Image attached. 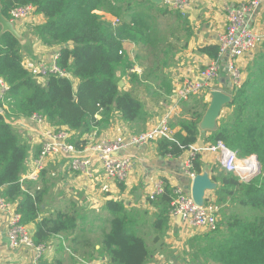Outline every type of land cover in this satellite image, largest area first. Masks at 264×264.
I'll return each mask as SVG.
<instances>
[{"label":"trees","instance_id":"obj_1","mask_svg":"<svg viewBox=\"0 0 264 264\" xmlns=\"http://www.w3.org/2000/svg\"><path fill=\"white\" fill-rule=\"evenodd\" d=\"M1 3L3 15L8 19L11 10L17 7H36L45 22L32 26L33 36L47 46H60L56 64L70 73V77L51 73L42 80L32 76L22 65L28 45H23L10 32H3L0 25V77L9 85L0 97L4 109L0 112V187L8 201L17 203L22 223L35 222L33 243L48 245L53 236L74 231L77 218L60 211L38 221L45 189L33 192L28 182L23 189L19 180L27 166L29 144L11 121L37 113L52 127H67L78 135L107 123L113 111L125 121L144 123L149 116L144 103L133 91H125L119 85V69L132 81L146 76L145 69L142 75L130 71L135 62L126 45L141 44L146 47L150 62L165 66L173 45L149 22L158 17L157 13L177 14L180 19L184 15L157 7L150 0H1ZM98 11L111 14L118 21L108 20ZM203 50L215 58L218 56L216 46ZM74 78L79 79L77 85ZM230 93L232 102L227 107L231 111L220 118L216 130L207 131L206 140L222 141L240 157L256 153L264 166V50L250 61L241 87L230 89ZM197 114L181 121L185 135L175 141L161 140L168 153L180 156L197 143L199 124L205 113ZM85 143L75 142L78 148H83ZM193 170L196 174L203 172L199 154L193 161ZM212 178L220 183L215 190L219 203L237 199L243 207L264 209V169L249 182H241L237 175L224 171L213 173ZM173 196L174 188L166 187L160 197L166 205L165 214L157 217L155 227L162 233L167 227ZM105 207L111 216L110 229L102 237L99 254L105 255L109 264H146L151 249L145 237L131 225L134 216L117 200L107 201ZM242 217L230 220L225 232L211 236L217 229L196 239V251L218 264H264V213L254 219Z\"/></svg>","mask_w":264,"mask_h":264},{"label":"crops","instance_id":"obj_2","mask_svg":"<svg viewBox=\"0 0 264 264\" xmlns=\"http://www.w3.org/2000/svg\"><path fill=\"white\" fill-rule=\"evenodd\" d=\"M250 1L187 0L189 8L182 19L176 17L177 14L165 15L171 30L168 42L173 45V51L168 55L166 65H160V62L153 64L150 61L142 63L143 68L140 67L142 70L140 74L142 75L145 69L146 76L139 81L129 80V77L124 75L121 69L117 72V76L124 80L122 88L125 91H133L144 103L149 114L147 120L142 124L128 122L117 111H113L107 123L94 127L90 133L78 135L72 131L71 142L75 144L80 140L86 141L84 147L91 141H101L122 134L130 135L151 129L155 125L154 123L174 106L176 103L174 95L186 82L203 81L201 69L211 58H215L203 49L210 46L218 48V36L226 29L228 11ZM147 5L150 6V4ZM155 5L178 12L169 9L164 3ZM100 14H103L108 20L114 18L108 13L101 12ZM44 22L45 17L41 13H36L28 19L17 21L16 27L22 35L24 41L22 44L28 45L26 48L28 50L24 51V57L52 64L53 59L59 53L60 46L42 44L31 33L33 25H41ZM171 23L173 24L171 25ZM246 23L257 31L264 29V0L254 12L248 13ZM165 25L167 27V24ZM170 37H174V39ZM126 46L128 50L132 49L136 56L143 49L141 44L133 42H128ZM260 49L263 47L259 48L256 53ZM129 53L132 54L130 51ZM255 54L249 59L239 60L244 74ZM136 56L135 60L131 59L133 62L136 61ZM136 65L135 62L134 66ZM159 68L160 70L154 73V70ZM164 77L165 81L162 80ZM222 77L226 83H223L222 80L216 81L213 86L229 93L228 85L231 81L225 68ZM73 81L75 85L79 83L77 78H74ZM212 89V85L208 82L198 95H193L175 107L171 120V129L175 140L179 139L180 135H185L181 121L194 117L195 112L201 115L202 112H205L211 100ZM230 111L231 108L226 112ZM97 118H101V115H97ZM11 122L29 144L28 159L31 157L33 161L44 140L39 123L30 117L15 118ZM53 128L57 127L51 129ZM208 133H202L200 128L199 140L193 147L208 145L206 140ZM161 140L167 139L159 138L145 145L131 146L115 154L119 158L129 157L131 159V168L125 181L112 180L107 177L96 155H89L92 164L87 167V174L70 167L72 156L68 154L60 153L50 156L40 179L27 183L33 187V192L41 188L45 189L42 211L38 221L44 217L56 216L58 212L64 211L76 216L77 227L74 231L53 236L48 246L38 256L37 251L32 248L10 246L7 237L10 214L0 212V264H80V260L94 261L96 264H109L107 257L99 254L102 237L108 230L105 219L107 216L111 217L105 207L109 200L122 202L127 212L134 216L131 225H134L135 230L145 237L151 249V257L146 264H207L203 261L195 263L193 256L197 255V251L192 246L196 239L209 234L205 228L183 221L180 215H172L171 210L170 214L167 213L169 220L165 231L162 233L155 227L157 217L160 214L159 218L164 216L163 210L166 206L161 203V195L151 197L155 187L163 183L165 189L166 187H180L189 193L192 182L185 166L186 157L191 151L188 150L176 157L161 146ZM199 155L202 168L213 170L210 171L211 177L213 173L218 175L223 172L219 167L217 154L202 151ZM27 168L28 165L25 170ZM217 183L219 187L220 183ZM207 195L216 200L218 198L214 191L207 192ZM14 203L17 208V203ZM229 203H231L230 199L223 205L226 206V209L231 210ZM78 219H81L84 224L80 229ZM25 225L30 232H34L35 222ZM193 239L195 240L193 241Z\"/></svg>","mask_w":264,"mask_h":264},{"label":"built area","instance_id":"obj_3","mask_svg":"<svg viewBox=\"0 0 264 264\" xmlns=\"http://www.w3.org/2000/svg\"><path fill=\"white\" fill-rule=\"evenodd\" d=\"M262 0H251L247 4L228 11L226 29L218 36V56L211 58L201 69L203 81L186 82L177 94L174 95L176 103L167 111L155 125L145 131L130 135H119L111 139L88 142L83 148H77L71 142L72 130L67 127L52 128V125L40 114H33L30 118L41 127L44 140L41 142L40 150L32 161L30 157L27 161L28 168L21 174L20 183L26 189L28 181L39 180L42 171L46 168L47 160L53 154L65 153L72 156L70 167L74 170L88 173L91 159L89 155H96L102 170L112 180L125 181L128 171L131 168L129 157L119 158L115 154L131 146L145 145L159 138L175 141L171 129V120L175 107L182 101H187L193 95H198L209 82L213 89L216 81H220L224 68H227L230 88H240L245 80L239 60L249 59L259 48L264 47V29L255 30L248 26L246 17L248 13L254 12L259 7ZM166 7L186 15L189 8L187 0H163ZM36 7L32 5L21 6L11 10V20L16 22L28 19L36 14ZM113 21H118L113 18ZM51 63L37 61L32 58L24 57L23 67L34 77L44 79L49 74H58L60 77H70V73L61 70L56 64V58ZM130 71L140 74L141 69L133 66ZM246 71V70H245ZM9 89L8 83L0 77V97ZM212 89V90H213ZM0 112H4L0 106ZM191 153L186 157L185 166L191 179L196 175L193 170V161L197 154L208 151L218 155L219 167L226 173L237 175L241 182L252 180L260 168L258 158L253 154L248 157H240L235 150L229 148L224 142L217 141L202 147H193ZM250 162V163H249ZM165 192L163 183L158 184L151 197H158ZM223 204L209 196L203 206L195 203L192 196L180 187H174V196L171 202V214L180 215L183 221H188L195 226L205 228L209 233L218 229L221 210ZM0 212L10 214L8 223L7 237L11 247L26 246L37 251L40 256L48 245H35L32 240V232L22 223L21 215L18 213L15 203L8 201L0 187ZM80 264H96L94 261L80 260Z\"/></svg>","mask_w":264,"mask_h":264},{"label":"water","instance_id":"obj_4","mask_svg":"<svg viewBox=\"0 0 264 264\" xmlns=\"http://www.w3.org/2000/svg\"><path fill=\"white\" fill-rule=\"evenodd\" d=\"M150 1L159 5L163 3V0ZM2 8L3 6L0 0V25L2 27V31L10 32L12 35L20 39L22 43H24L22 35L16 27V22L6 18L3 15ZM225 72L227 73V68H225ZM221 80L223 83H226L224 77L220 78V81ZM123 84V80L119 81V85L121 87ZM228 87H230V85H228ZM210 94L211 100L209 106L205 111L202 121L199 124L202 133L217 129L218 121L224 114L225 106L232 102V95L223 90L213 89L211 90ZM210 171L211 169L209 168L203 169V172L196 174L191 182L189 193L191 194L195 203L200 206H203L206 200L209 198L208 195L206 196V193L215 191L218 188V183L212 179Z\"/></svg>","mask_w":264,"mask_h":264},{"label":"rangeland","instance_id":"obj_5","mask_svg":"<svg viewBox=\"0 0 264 264\" xmlns=\"http://www.w3.org/2000/svg\"><path fill=\"white\" fill-rule=\"evenodd\" d=\"M102 11H98V13H101ZM157 15H158V17L157 18H155V17H153V18H151V21L149 22L154 28H155V30L158 32V30L161 32V34L164 36V38L168 41V39H169V34H170V32H171V30H170V26H169V24L167 23V16H162V15H160L159 13H157ZM108 18V17H107ZM165 24H167V27H166V25ZM173 23H171V25H172ZM162 29H164L165 31L164 32H162ZM31 33H32V35H33V30L31 31ZM170 38H172V39H174V37H170ZM264 50V47H263V49H260L255 55H259V53L261 52V51H263ZM130 52H132V54H130V55H132L131 56V59H133L135 56H136V54L134 53V51L132 50V49H130L129 50ZM138 54V58L136 57V63H137V65H136V67L137 68H139L140 69V67H142V63H145V62H147V61H149V56H147V54H148V51H147V49H146V47H144L143 46V49L142 50H140L139 51V53H137ZM134 60H135V58H134ZM139 64V65H138ZM143 68V67H142ZM245 78L247 77V69H246V71H245ZM124 78V77H123ZM120 80H123V79H120ZM119 80V81H120ZM124 81V80H123ZM124 85V84H123ZM219 90V89H218ZM231 94V93H230ZM209 106V105H208ZM207 108L208 107H206V109H205V111L207 110ZM228 109H229V107H227L226 106V108H225V112H224V114H223V116L221 117V118H223L224 116H226V114H227V112L226 111H228ZM205 113V112H204ZM257 158H258V161L260 162V168H259V171H257V174L255 175V177H257L259 174H261L262 172H263V169H264V166H263V163L261 162V160H260V158H259V156H258V154H256V153H253ZM254 177V178H255ZM236 199V198H235ZM229 206H231V210H229V209H226L225 207L223 208V212L221 213V219L219 220V223H218V231L216 232V233H211L212 235L211 236H216L217 234H219L220 232H225V229H226V224H228L229 223V221L230 220H232V219H237V218H239V217H245V218H250V219H254V218H256V217H258L259 215H261V214H263L264 213V209H257V208H252V207H243V206H241L238 202H237V199H236V201H231V203H229ZM224 211H226L225 213H224ZM223 213H224V215H223ZM228 217V220H225L226 218ZM242 217V218H243ZM105 221L107 222V224H108V230L106 231V232H108L109 231V229H110V221H111V217H106V219H105ZM80 225V227H79V229L80 228H82L83 226H84V224H83V222H82V220L81 219H78V226ZM77 230V229H76ZM105 231V230H104ZM79 232H80V230H79ZM222 237V236H221ZM220 237V238H221ZM192 246L194 247V242H193V244H192ZM193 260L195 261V263L197 262H199V263H202V261L203 262H205V263H207V264H210V263H212V264H218V263H215V262H213L211 259H209V257L208 256H206V255H203V253H201V252H199V251H197V255H195V256H193ZM86 261H88V260H86Z\"/></svg>","mask_w":264,"mask_h":264},{"label":"flooded vegetation","instance_id":"obj_6","mask_svg":"<svg viewBox=\"0 0 264 264\" xmlns=\"http://www.w3.org/2000/svg\"><path fill=\"white\" fill-rule=\"evenodd\" d=\"M226 88V87H225ZM229 89V88H228ZM226 92V91H225ZM230 93V92H229ZM227 106V105H226ZM226 106H225V108H226ZM225 108H224V112H225Z\"/></svg>","mask_w":264,"mask_h":264},{"label":"clouds","instance_id":"obj_7","mask_svg":"<svg viewBox=\"0 0 264 264\" xmlns=\"http://www.w3.org/2000/svg\"><path fill=\"white\" fill-rule=\"evenodd\" d=\"M231 89V88H230ZM195 145V144H194ZM253 155V154H252ZM192 180V179H191ZM215 192V191H214ZM190 194V193H189ZM191 195V194H190ZM221 216V215H220Z\"/></svg>","mask_w":264,"mask_h":264},{"label":"bare ground","instance_id":"obj_8","mask_svg":"<svg viewBox=\"0 0 264 264\" xmlns=\"http://www.w3.org/2000/svg\"><path fill=\"white\" fill-rule=\"evenodd\" d=\"M250 163V162H249Z\"/></svg>","mask_w":264,"mask_h":264}]
</instances>
